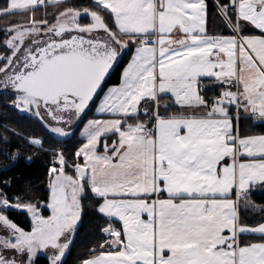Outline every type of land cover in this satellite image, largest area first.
Segmentation results:
<instances>
[{
  "label": "snow or ice",
  "instance_id": "snow-or-ice-1",
  "mask_svg": "<svg viewBox=\"0 0 264 264\" xmlns=\"http://www.w3.org/2000/svg\"><path fill=\"white\" fill-rule=\"evenodd\" d=\"M8 3L0 0V17L16 14L3 11ZM210 8L224 26L220 34L209 33ZM104 10L107 32L123 39L115 47L100 41L90 51L81 49L87 57L84 80L76 85L82 95L74 91L63 100L50 99L29 90L40 88L38 81L12 82V92L19 95L10 104L33 117L49 137L67 139L65 125L83 128L82 143L68 157L63 148H46L42 138L0 126V143L8 145L0 155L12 161L11 167L19 162L20 149L7 133L34 153H45L49 165L48 199L25 201L39 213L11 208L21 198L9 200L6 189L12 184L4 181L0 200L6 203L0 211L23 212L29 227L0 218V264H38L41 258L46 264H66L83 226L85 200L94 202L93 215L103 223L77 264H264V203L254 199L264 196V0H211V5L209 0H114ZM149 13L161 21L180 14L192 27L157 30ZM177 29L183 42L159 44L157 51L159 41ZM247 61L259 72L252 82L236 75ZM193 79L196 92L190 98L187 85ZM210 85L218 90L206 98ZM193 109L206 111H185ZM165 120L178 123L158 144V124ZM242 120L248 122L244 130ZM105 121L115 123L101 130ZM32 159L29 155L26 164ZM69 168L71 179L80 176L79 185L57 182L61 172L70 175ZM157 168L163 175L157 177ZM141 176L153 182L152 192L130 191ZM168 177L181 184L188 179L192 190L168 191ZM57 195L63 199L53 203ZM161 198L171 205L157 208ZM133 199L144 200L145 208L120 207L119 202ZM185 199L228 204L217 214L207 203L199 210L185 207L180 204ZM242 213L260 219L249 224Z\"/></svg>",
  "mask_w": 264,
  "mask_h": 264
},
{
  "label": "trees",
  "instance_id": "trees-1",
  "mask_svg": "<svg viewBox=\"0 0 264 264\" xmlns=\"http://www.w3.org/2000/svg\"><path fill=\"white\" fill-rule=\"evenodd\" d=\"M209 3L211 5V0H209ZM8 9L9 3L8 6L3 9V11L5 13H13L8 12ZM80 10H85L89 13H96L102 20L103 31L98 32L97 30L101 29H96L93 30L94 32H90L91 34L89 35L95 34V32L96 34L99 33L100 35L99 37H97L98 40L94 38L92 39L99 42L103 41L104 43L111 44L113 47L116 46L115 41L117 39H123L119 36V33H115V35H113L112 33L107 32L105 28V22L108 21V12L101 7H97V4L93 3V0H63L58 3H50L49 0H39V4L34 7H30L25 11L15 12L16 14H9L0 17V54L8 51L7 47H4L2 44L6 37L2 32L4 30L3 28L6 26L4 24L6 21H8V25L15 24L16 26L24 27L33 24V26H35L36 28L44 30L48 26V28H51L59 19V17L66 12ZM211 12L212 9L210 8L208 27H210L211 24L216 21V19L212 18ZM26 13H30L29 15L33 18V20L26 22L18 19L19 16L28 18V15H26ZM82 19L86 20L82 23L84 25H88L91 22L90 18L87 16H83ZM53 39L54 36L52 34V31L50 32V30H48L43 36H40V41L42 44L45 42L53 41ZM36 43L37 41L34 42V46L36 45ZM18 50L19 49H17V51ZM20 50L21 54L22 52L24 54L23 48H20ZM23 54L18 58L15 57L16 59L14 60V65L12 64L9 69L10 73H16L20 70L21 66L23 65L21 61V57L23 56ZM114 80H116L115 75ZM6 81H8V79ZM109 85H112V82H110ZM3 91H5L7 94L0 93V126L8 125L9 127L16 128L25 137L35 135L38 138H42L45 141L46 148H63L65 149V156L71 157L72 150L80 143H82L79 132L83 125L80 126V129L76 128L75 123H73L71 126L65 125V129L70 133V136L67 139L54 138L51 136L49 137V134L39 127L37 121L33 117H31L29 114L19 112L10 104V101L13 100L14 96V93L10 91V88L8 87ZM41 112L43 114L42 110ZM91 117L92 116H90L89 119ZM247 124V121L242 120L241 129H246ZM260 130V128L254 129V131L257 132H259ZM0 131H3L2 127H0ZM7 134L10 136L14 145H17L20 149L19 162L15 167H11L12 161L0 155V191L5 190L6 188V186L4 185L5 180L11 181V188L6 189L9 200H13V198L16 196H20L21 199L19 203L13 201L10 206H31L36 208L35 204H26L25 201L32 200L35 203H39L40 200L48 199V193L45 187L46 169L49 166L48 159L46 158L45 153L41 152L40 154H36L34 153L35 149L26 147L22 140L16 138L11 133ZM0 150H8V145L0 143ZM29 155L33 156L30 165L26 164ZM7 168H10V170H5ZM68 172L70 174L68 176L71 177V168L68 169ZM75 179L78 180L77 178ZM254 199L257 203H264V196L256 194L254 196ZM84 207L86 215L84 217L83 226L80 228L76 244L73 247L71 254L66 258V264H77V259L80 256L86 255L89 245L96 238L98 227L103 223L100 219L93 215L95 210L94 202L85 200ZM0 215L8 221H15L17 224L21 225L24 228L29 227V217L21 211H0ZM259 219L260 217H258V220ZM38 264H46V262L43 258H41Z\"/></svg>",
  "mask_w": 264,
  "mask_h": 264
},
{
  "label": "crops",
  "instance_id": "crops-1",
  "mask_svg": "<svg viewBox=\"0 0 264 264\" xmlns=\"http://www.w3.org/2000/svg\"><path fill=\"white\" fill-rule=\"evenodd\" d=\"M97 3L100 5L101 8L105 9L106 6H110L114 3V0H97ZM149 16L151 17V13H149ZM149 23L152 25H157L159 26L157 28V30H161V31H171L172 30V26L174 24H181L182 29L184 30H190L192 25L191 22L188 21L186 18H184L182 15L177 14L176 16H168L165 17L163 19V21H161L159 18L157 17H151V19L149 20ZM103 28V25H102ZM209 33L211 34H220L221 32L224 31V26L221 23V21L219 19H216V21L214 23L211 24L210 27H208ZM180 29H177L176 32L173 33V35L171 37H165L163 40L159 41L158 45H157V51L159 50V44H163L165 42H168V46H173V45H177L179 43H182L184 38L181 37L179 35ZM191 39V38H189ZM149 52H151L152 50L149 49ZM204 56H207V52H204ZM243 69L244 71H247L252 69L254 70L258 75L259 72L257 71V69L255 68V65H253L251 63V61H247L244 65H243ZM196 71H199V69L197 68ZM196 71L194 72H190L189 75L194 76L196 74ZM233 68L231 67V64L227 65V74L231 75L233 72ZM236 75L240 78V71L236 72ZM112 86V85H109ZM187 87L189 88V96L190 98H194L195 97V80L193 79V81L191 82V84L187 85ZM218 89L215 88V86L210 85L208 91H206L204 93L206 98H210L212 95L215 94V92ZM187 111L188 115H191L193 111H197L202 113L203 111H206L204 109H193V110H185ZM94 118L93 116L90 118L92 119ZM223 123V121H221ZM115 123V121H105V123L103 125H101V130L104 129V127L106 126H111ZM178 122L177 121H161L158 124V127L160 129L159 134H158V139H157V143H162L165 139V130L167 129H171L173 127L176 126ZM83 126L81 127L80 130H82ZM79 136L81 138L80 132H79ZM223 140H219L217 141V144H222ZM220 152L226 151V149H219ZM90 162L93 165H97L98 162L96 161H91L90 158ZM79 172L81 174H83L84 172V168H80ZM146 172L148 173L149 176L152 175V168H151V164L149 163ZM157 177L160 175H163V173H161L159 171V168H157V172H156ZM76 179H74V181L76 180L77 182L80 180V176L77 175ZM75 181V182H76ZM68 180H64V183H68ZM74 182V183H75ZM168 191L171 192H183V191H191L192 189L190 188V181L188 179H185L184 183L181 184L178 180H174L171 177H168V183L166 185ZM154 190L153 188V182L151 180L149 181H145L144 177L141 176L137 182V184L130 189V191H132L133 193H137V192H143V193H148V192H152ZM156 191H158V189H155ZM220 190V188L217 189H213V191H217ZM205 203H207L210 206V209L212 210H216V213L218 214L219 210H221L223 207L227 206L228 202L224 201V200H202V199H185V200H181L180 204L188 207V208H197V210L202 209L205 205ZM120 207L124 208V207H132L135 208L137 211L140 209L145 208V201L144 200H140V199H133V200H125V201H121L119 202ZM171 205V201H167L164 200L163 198H161L159 201L156 202V206L157 208H161V207H167ZM258 217L257 215L254 214H244L243 213V217L242 219L249 223V224H255L258 221ZM157 236H159V233H157ZM151 240V231L149 230V241ZM157 243H161V241L159 239H157Z\"/></svg>",
  "mask_w": 264,
  "mask_h": 264
},
{
  "label": "water",
  "instance_id": "water-1",
  "mask_svg": "<svg viewBox=\"0 0 264 264\" xmlns=\"http://www.w3.org/2000/svg\"><path fill=\"white\" fill-rule=\"evenodd\" d=\"M59 32L71 31L70 28L57 29ZM99 46V41L87 40L84 36L72 34L61 41H51L39 48L38 56L30 55V65L10 76L8 84L12 90V82L19 80L22 85L38 81L41 87L29 89L46 98L59 96L61 100L70 92H83L76 85L84 80L82 71L87 60L81 49L91 50ZM19 94V93H18ZM43 108V106L41 105Z\"/></svg>",
  "mask_w": 264,
  "mask_h": 264
},
{
  "label": "rangeland",
  "instance_id": "rangeland-1",
  "mask_svg": "<svg viewBox=\"0 0 264 264\" xmlns=\"http://www.w3.org/2000/svg\"><path fill=\"white\" fill-rule=\"evenodd\" d=\"M63 0H49L50 3H58ZM37 4H39V0H9V9L8 12H20L18 10H27L30 7H34ZM30 13H26L28 15V18L24 16H19L18 19H21L22 21L29 22L30 20H33V18L29 15ZM25 15V16H26ZM87 16L90 18L91 22L88 25L82 24L84 21L82 17ZM8 21H6L4 24L6 25L3 29V34H5V39L3 41V46L7 47L8 51L3 52V54H0V61L2 63L0 64V90H4L6 88H10V85L8 84L7 79H10V75L16 74V73H10L9 69L11 65H14V60L21 56V50L20 48H23L24 54L28 50H31L34 46V42L40 40V36H43L48 30L53 31L54 29L59 28H72L73 31H75V34L84 36V37H90V39L94 38L97 39L99 37V33L91 34L93 30L96 29H102V20L101 18L96 14L92 12H88L85 10L80 11H68L65 14L61 15L59 19L54 23V25L51 28H45L44 30L38 29L33 24L20 27L14 25H8ZM3 24V25H4ZM29 24V23H26ZM19 27V28H18ZM94 32V31H93ZM74 33V32H72ZM93 39V40H94ZM48 42L43 43L45 45ZM17 49H19L17 51ZM16 57V58H15ZM259 77V75L252 69L247 71H244L243 66L240 71V78L244 79L246 82H252L255 78ZM13 93V92H12ZM14 95H19L18 93H14ZM19 111V110H18ZM66 128V126L64 127ZM65 131L69 132L65 129ZM64 180H68L70 184H76L79 185V181L76 182L71 179L70 176L64 175L63 172H61L60 176L57 178V182H63ZM75 182V183H74ZM63 197H60L59 195L53 197V203H56L59 200H62ZM6 203L5 201L1 200V204ZM13 209L17 208H24L29 214H31L34 210L39 213V209H36L31 206H10ZM62 215V213H61ZM0 218H3L6 220L3 216L0 215Z\"/></svg>",
  "mask_w": 264,
  "mask_h": 264
},
{
  "label": "flooded vegetation",
  "instance_id": "flooded-vegetation-1",
  "mask_svg": "<svg viewBox=\"0 0 264 264\" xmlns=\"http://www.w3.org/2000/svg\"><path fill=\"white\" fill-rule=\"evenodd\" d=\"M52 34L54 36V39L53 41L56 42V41H61V40H64V39H68L70 38V36L73 34L72 31H63V32H59L57 29H54L52 31ZM87 40H92V41H96V40H93V39H90V38H87L85 37ZM51 42V41H49ZM48 42V43H49ZM47 44V43H46ZM45 44V45H46ZM38 45V46H37ZM41 43L40 40L37 41L36 45L34 47H32L31 50H28L27 52H25V54H23V56L21 57V61L23 63V65L21 66L20 70L22 68H27L26 65H30V55H34V56H38L39 52V48H41L42 46H45ZM19 70V71H20ZM13 75V74H12ZM11 76V75H10ZM41 110L43 111V108L41 107Z\"/></svg>",
  "mask_w": 264,
  "mask_h": 264
}]
</instances>
